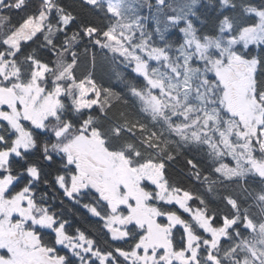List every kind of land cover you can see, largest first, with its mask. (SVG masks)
<instances>
[{"label": "snow or ice", "instance_id": "obj_1", "mask_svg": "<svg viewBox=\"0 0 264 264\" xmlns=\"http://www.w3.org/2000/svg\"><path fill=\"white\" fill-rule=\"evenodd\" d=\"M0 264H264V0H0Z\"/></svg>", "mask_w": 264, "mask_h": 264}, {"label": "trees", "instance_id": "obj_2", "mask_svg": "<svg viewBox=\"0 0 264 264\" xmlns=\"http://www.w3.org/2000/svg\"><path fill=\"white\" fill-rule=\"evenodd\" d=\"M257 2H259V0H257ZM97 75H98V77H103L104 79H106L105 74L103 72L99 71V70L97 72Z\"/></svg>", "mask_w": 264, "mask_h": 264}]
</instances>
